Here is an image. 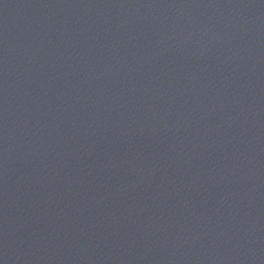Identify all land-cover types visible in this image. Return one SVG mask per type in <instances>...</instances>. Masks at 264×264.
<instances>
[{
	"label": "water",
	"instance_id": "water-1",
	"mask_svg": "<svg viewBox=\"0 0 264 264\" xmlns=\"http://www.w3.org/2000/svg\"><path fill=\"white\" fill-rule=\"evenodd\" d=\"M0 264H264V0H0Z\"/></svg>",
	"mask_w": 264,
	"mask_h": 264
}]
</instances>
